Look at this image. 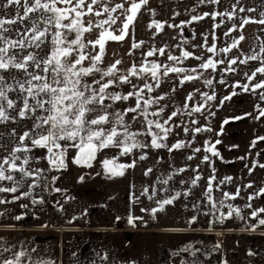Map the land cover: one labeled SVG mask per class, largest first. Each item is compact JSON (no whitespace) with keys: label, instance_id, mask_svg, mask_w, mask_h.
Returning a JSON list of instances; mask_svg holds the SVG:
<instances>
[{"label":"crops","instance_id":"1","mask_svg":"<svg viewBox=\"0 0 264 264\" xmlns=\"http://www.w3.org/2000/svg\"><path fill=\"white\" fill-rule=\"evenodd\" d=\"M7 11L12 14L14 10L10 8ZM261 12H264V0H219L213 3L211 14L223 15H211L208 42L204 45L199 30L188 32L184 38L180 30L178 41L185 47L188 45L187 39L194 40L189 52L192 57H184V60L180 54L179 63L169 58L165 60L166 63L164 60L163 63L161 60L157 63L161 65V73L165 66L196 69L188 74L197 78L181 82L184 73L161 75L159 87L144 94L145 97L164 96L158 105H152V111L163 107V112L157 117L161 122L167 120L173 111L178 113L165 125L171 129L167 138L169 142L183 141L185 146L182 148L199 149L203 153L209 147H214L217 154L211 153L209 156V178H215L211 182L212 196L217 207H220L219 201H224L220 213L226 214L229 204L240 210L239 216L233 213L232 218L228 217L227 220V228L235 231L264 232V225H259L258 219L251 216L253 211L264 208V192H260L264 188V167H260L264 165V140L258 139L264 137V116L260 115V110L264 109V100L260 98L264 89L253 92L237 86L249 83L245 74L251 75L264 62V52H261L264 48V24L253 22L264 19ZM229 14H232L231 18ZM245 19L250 22L244 24ZM191 25L198 28L199 22ZM12 35L16 38L15 33ZM84 40L86 43L89 40L87 33ZM234 41L235 47L232 46ZM212 46H215V51L209 52L208 48ZM225 48L231 50L221 51ZM105 49L103 58L107 54ZM155 49L154 55L159 57ZM169 54H173L171 49H165V56ZM255 54H259L261 59L239 62ZM210 57L222 63H217L215 69L201 68L200 65ZM233 59L237 61L235 64L230 63ZM88 63L85 61V66ZM105 63L101 62L99 67L106 69ZM229 68L234 70L228 71ZM99 78L100 73H96L86 79L91 82ZM208 80L212 83H206ZM261 80H264V74L258 73L252 83ZM145 82L155 84L150 76L133 77L131 85L125 88V94L134 90L133 85L140 88ZM190 94L191 100L188 99ZM205 94L214 98L206 100ZM129 99L135 102V97ZM121 102L105 101L111 105L109 111L122 112L125 109L120 106ZM197 106L201 110L192 111ZM12 114L15 115L14 112ZM125 121L130 131L142 133L137 139L146 145L140 122L131 119V115H126ZM31 127V119L17 118L0 124V156L6 155L15 146L18 136ZM196 128L202 130L196 132ZM12 129L16 130L15 140L10 135ZM61 143L67 147L64 157L66 167L59 170L53 168L48 162L46 149L34 148L28 154L31 160L27 167L41 169L39 176L25 178L16 193H0V199L6 201L0 203V247L11 250L0 253V259L9 258L12 253L23 250L31 260L23 257L22 264H32L35 260H51L53 264H163L160 252L182 244L186 234L174 229L142 226L141 220L132 210L131 167L123 169V175L113 176L103 166L105 159H115L117 164L129 165L132 156L143 147H136L126 155H122V149L115 146L100 149L90 162L91 166H88L74 163L77 150L68 146L71 141ZM16 177L20 178L18 173ZM53 177L56 179L53 180ZM32 179H36L37 183L35 187L29 188ZM2 184L5 187L12 186L9 181ZM57 188L60 191H56ZM237 191L239 195L235 199L224 197V193L234 195ZM21 192H29V195L13 199L14 196H20ZM130 217L132 223L129 222ZM235 217L239 223L237 226L233 221ZM259 218H264V213H260ZM203 229L199 227L194 231L215 233L221 230L214 223L212 227ZM211 239L214 247L229 249L234 244L230 239L223 242L219 238ZM104 256L107 259H103ZM244 262L241 261L242 264Z\"/></svg>","mask_w":264,"mask_h":264},{"label":"snow or ice","instance_id":"2","mask_svg":"<svg viewBox=\"0 0 264 264\" xmlns=\"http://www.w3.org/2000/svg\"><path fill=\"white\" fill-rule=\"evenodd\" d=\"M125 2L129 3L127 9L124 8L123 3L109 7L106 0L102 8L99 9L94 6L101 3V0H90V2H86V0H2L0 2V124L15 121L17 118L31 119L32 121V127L18 136L15 146L6 155L0 156V193H16L25 178L39 176L42 172L41 169L33 170L27 167L31 160L28 154L34 148L46 149L49 164L59 170L66 167L64 157L67 147L61 142L71 141L72 143L68 146L77 150L74 163H84L88 166H91L90 162L95 159L97 151L109 146L121 148L122 155L130 153L136 147H146L147 145L141 144L137 139V136L142 133L129 130L125 121V116L128 113L138 112L143 118L146 125L145 134L151 136L152 147L166 146L163 141L167 139L171 129L165 125L178 113L173 111L163 122L158 118L150 119L149 117H159L163 112V107L151 112L149 109L152 105H158L164 96L145 97V91L153 92L154 88L159 87L161 75L167 76L169 73H184L181 82L196 79V76L188 74L189 71L195 72L196 69L186 70L182 67L165 66L161 73V65L152 62L150 65H141L139 69L133 65L126 72L121 73L117 67L121 63L119 60L106 69L100 68L99 64L102 62L106 42L125 38L141 5L146 4L147 0H139V3L136 0H125ZM209 2L218 3L219 0H209ZM10 8L14 10L12 14L7 11ZM117 9H122L125 13V20L119 29L120 35L109 30L112 25L116 24L117 18L111 13L116 12ZM248 11H254V9H248ZM105 13L108 14L106 19H98L95 23L89 19L85 23V16L101 17ZM204 15L209 14L205 13ZM211 15L215 17L223 15V13H212ZM231 15L229 14V18ZM260 15L264 17V12H261ZM202 18L201 16L192 17L193 20ZM249 22V19L243 21L244 24ZM253 22L264 24V19ZM152 24L157 29L162 28V24L157 21H153ZM94 29L100 30L98 38L86 43L85 33ZM13 33L16 38H13ZM70 34H74V38H70ZM46 46L48 47L47 51H45ZM89 46L94 50L98 46L99 51L95 54L89 53L86 51ZM232 46H236L235 41ZM133 47H138V45L134 44ZM230 50V48H225L221 51L228 52ZM158 51L160 54L164 52L163 49ZM208 51H215V46L209 47ZM261 52H264V48L261 49ZM153 54V51L147 53L148 56ZM190 55L192 54L187 51L183 53L185 58ZM168 58L172 61H180V58L175 56L170 55ZM258 59L261 57L259 54H255L239 62L247 63L248 60ZM85 61L89 62L88 66H85ZM236 62V59L230 61L231 64ZM217 63H222V61L216 62L210 57L200 67L215 69ZM233 70L228 69V71ZM96 73H100L99 79H92L91 82L86 79ZM258 73L264 74V62L251 75L245 74L249 83L237 86L242 87L244 91L255 92L257 89H264V80L252 83ZM142 75L150 76L155 84L145 82L140 88L133 85L134 90L127 94L109 91L118 82L130 83L131 77ZM206 83L211 84L212 81L208 80ZM130 97H135V106L122 112L109 111L111 105L105 103L106 100L127 101ZM205 98L211 100L214 97L205 94ZM260 98L264 100V92L261 93ZM188 99H192L191 94ZM200 110V106L192 109L195 112ZM13 112L15 115L12 114ZM260 115L264 116V109L260 110ZM135 118V116L131 117V119ZM201 130L200 128L195 129L196 132ZM10 135L15 140L16 130L12 129ZM258 139L264 140V137ZM184 146L183 141H178L169 148V151ZM207 151L214 155L217 154L214 147H209ZM204 159L207 160L208 157L206 156ZM103 166L111 175L117 176L123 175V169L134 165L117 164L115 159H105ZM260 167H264V165H260ZM17 173L19 179L16 177ZM55 179L53 177V180ZM198 179L199 177L194 178L192 184L195 185ZM214 179V177L209 178L205 196L211 209L218 210L217 202L212 196L211 182ZM4 181L11 182L12 186H3L2 182ZM167 182V180L163 181L165 184ZM36 183L37 180L32 179L29 188L35 187ZM55 190L60 191L58 188ZM147 192L148 189H144L142 194H147ZM260 192H264V188L260 189ZM27 195L29 192H21L20 196H14L13 199ZM180 195L181 193L177 192L171 198L157 201L159 207L152 208L151 212L155 215L158 211L163 210L164 206L173 204ZM237 195H239L238 191L234 195L224 193L226 199H235ZM148 198L152 199V196H148ZM252 198L249 197V199ZM5 202L0 199V203ZM219 205L224 207V201H219ZM227 207L228 212L221 213L219 219L231 217L233 213L237 216L240 215L238 208L234 209L230 204ZM260 213H264V208L253 211L251 216L258 219L259 225H264V218H259ZM16 219H20V217H16ZM192 219L195 220V217ZM129 222L132 223L131 217ZM254 227L255 225H253ZM10 251L9 248L0 247V253ZM23 257H28L31 260V257L21 250L12 253L9 258L0 259V264H22ZM103 259H107V257L104 256ZM32 264H53V262L51 260H35L32 261Z\"/></svg>","mask_w":264,"mask_h":264},{"label":"rangeland","instance_id":"3","mask_svg":"<svg viewBox=\"0 0 264 264\" xmlns=\"http://www.w3.org/2000/svg\"><path fill=\"white\" fill-rule=\"evenodd\" d=\"M86 2H90V0H86ZM104 2L105 0H101V3L94 7L97 9L102 8ZM106 2L109 7H115L116 4L121 3L124 4L125 9L129 7V3L125 0H106ZM136 2L139 3V0H136ZM212 5L213 3L209 0H204V2H201V0H147L146 4L141 5L136 19L129 26L125 38L106 42L105 51L107 54L102 59V63L106 62L105 64L108 67L119 60L121 63L117 67L121 73H124L133 65L139 68L143 64L150 65L152 62L157 64L160 60L165 61L170 55L179 58V55L183 56L185 51L190 52L192 47L190 44H194V40L192 42L190 38L187 39V47H185V44L180 43L178 41V31L180 30L183 32V35H181L183 38L187 37L188 32L199 30L198 32L203 35L205 45L211 31ZM205 13L209 15H204ZM111 15L116 17L117 21L109 30L114 31L116 35H120L119 29L125 20V13L122 9H117ZM107 16V13L101 17L88 15L84 17V20L87 23L91 19L95 23L96 20L106 19ZM194 16L203 18L193 20L192 17ZM153 21L162 24V28L157 29L152 24ZM196 22H199L198 28L191 25V23L195 24ZM150 25L152 26L150 27ZM99 31V29H94L87 33V38L95 40L94 38L98 37ZM70 38H74V34H70ZM134 44L138 47H133ZM155 48H157L159 57L154 54L148 56L147 53L156 51ZM159 49L164 50L163 54H160ZM165 49L166 51L171 49L173 54L166 57ZM87 51L95 54L96 49L94 50L89 46ZM129 85L131 84L118 82L109 91L116 92L117 90V93L125 94V88ZM120 88H122L121 92ZM122 102L120 106L123 109L135 106V102H131L130 99ZM149 111H152V106ZM127 115L135 116L136 118L133 120H138L143 132L146 133L145 122L138 112L128 113ZM149 118L157 119V117ZM145 138L147 147L141 148L132 156L131 165H134L131 167L133 214L141 222H148L149 225L159 228L179 230L186 234L182 244L166 252H160L163 264H242L241 261H246L243 264H264V232L258 230L235 231L227 228L228 217L223 220L218 218L221 215L220 210L223 208L211 209L205 192L209 186V156L212 152L206 151V153H203L200 150L196 151V149L191 150L190 148L189 150L179 148L169 151V148L175 144L174 142H169L166 139L163 141L165 147L155 148L151 146V136L145 134ZM206 156L208 157L207 160L204 159ZM188 157H191V159H188ZM149 169L151 171H148ZM196 177H199V179L193 185L192 180ZM165 180L168 181L167 184L163 183ZM144 189H148L147 194H142ZM177 192H180L181 195L173 204L164 206L163 210L153 215L151 209L159 207L157 201L171 198ZM148 196H152V199H149ZM193 217H195V220L192 219ZM233 221L235 226L239 225L236 217ZM213 223L221 230L215 231V233H207V231L196 233L194 231L199 227L210 228ZM218 235L220 236L218 237ZM214 237L219 238L222 242L225 239H230L234 244L229 249L214 247L211 239Z\"/></svg>","mask_w":264,"mask_h":264},{"label":"water","instance_id":"4","mask_svg":"<svg viewBox=\"0 0 264 264\" xmlns=\"http://www.w3.org/2000/svg\"><path fill=\"white\" fill-rule=\"evenodd\" d=\"M141 225L144 227H147L149 224H148V222H142Z\"/></svg>","mask_w":264,"mask_h":264}]
</instances>
